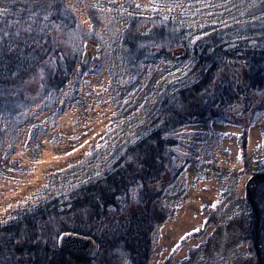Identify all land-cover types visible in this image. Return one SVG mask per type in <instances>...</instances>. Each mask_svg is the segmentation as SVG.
Returning <instances> with one entry per match:
<instances>
[{
	"label": "rangeland",
	"instance_id": "1",
	"mask_svg": "<svg viewBox=\"0 0 264 264\" xmlns=\"http://www.w3.org/2000/svg\"><path fill=\"white\" fill-rule=\"evenodd\" d=\"M262 1L55 0L52 5H64L76 21L73 30L56 37L72 41L77 62L55 95L0 115V226L20 221L53 198L60 197L59 204L67 202L75 189L100 178L156 115L161 96L193 79L189 73L195 42L213 29L235 23L248 22L260 29ZM15 5H28V11L49 4L0 0L4 13L10 14ZM168 25L184 29L186 45L172 50L157 45L135 61L130 50L133 38L136 51H141L150 45L144 37ZM39 92L35 84L31 98ZM232 105L215 108L217 115L207 114L211 119L174 131L179 172L172 180L166 178L160 197L151 204L157 223L149 233L148 264H257L245 197L247 180L264 173V93L251 94L249 106L237 104L230 112ZM135 192L137 187L130 189L131 203L126 206L133 216L138 210ZM187 203H194V210L199 206L203 222L173 250H166L159 232ZM48 227L53 234L48 243L57 249L59 235L67 231L58 233L54 220ZM180 247L190 248L180 252L186 257L174 262ZM99 251L98 247L93 262ZM119 256L120 264H132L125 254ZM16 260L13 264H19Z\"/></svg>",
	"mask_w": 264,
	"mask_h": 264
},
{
	"label": "trees",
	"instance_id": "2",
	"mask_svg": "<svg viewBox=\"0 0 264 264\" xmlns=\"http://www.w3.org/2000/svg\"><path fill=\"white\" fill-rule=\"evenodd\" d=\"M27 7L15 5L10 14L0 16V115L17 113L46 95H55L77 62L72 41L56 37L75 28L69 10L64 5H35L28 11ZM259 21L257 26L262 28L264 15ZM251 26L255 27L241 22L218 27L195 42L189 73L193 79L161 96L156 115L138 139L124 145L100 178L75 189L67 202L59 204L60 197L53 198L20 221L0 226V252L5 251L0 253V264H13L15 258L19 264H120V253L132 264H148L149 233L157 223L151 204L160 197L166 178L172 180L179 172L174 131L211 119L207 114L225 104L249 106L251 94L264 93V27ZM184 33L183 28L162 26L144 37L150 44L147 49L136 51L138 42L133 38L130 50L138 62L157 45L165 50L186 45ZM35 84L40 92L33 99ZM133 187H137L138 203L134 216L126 207ZM245 198L251 211L252 249L257 264H264V173L247 180ZM53 220L58 233L71 231L93 238L100 250L95 262L51 247L48 225Z\"/></svg>",
	"mask_w": 264,
	"mask_h": 264
},
{
	"label": "crops",
	"instance_id": "3",
	"mask_svg": "<svg viewBox=\"0 0 264 264\" xmlns=\"http://www.w3.org/2000/svg\"><path fill=\"white\" fill-rule=\"evenodd\" d=\"M195 197V196H194ZM193 200V197L189 199ZM189 201V202H190ZM194 203H187L184 207H181L180 214H177L172 223H166L162 226L160 230V236L162 239V244L166 246V250H173L175 248V244H178L181 240L186 238L189 234L193 233L203 222V218L199 214V206L198 209L193 207ZM196 246L199 244L197 241ZM190 247H180L179 252L177 253V257H172V261L175 262L176 258L186 257L182 253V250L188 252ZM185 252V254H187ZM160 254L155 256V260H158Z\"/></svg>",
	"mask_w": 264,
	"mask_h": 264
},
{
	"label": "water",
	"instance_id": "4",
	"mask_svg": "<svg viewBox=\"0 0 264 264\" xmlns=\"http://www.w3.org/2000/svg\"><path fill=\"white\" fill-rule=\"evenodd\" d=\"M81 63L84 65L86 63V55L81 59ZM238 107L237 104L228 107L231 112L233 108ZM98 244L95 243L93 238L84 236L74 232H64L58 237L57 249L64 252L73 253L85 258H93L98 251Z\"/></svg>",
	"mask_w": 264,
	"mask_h": 264
},
{
	"label": "snow or ice",
	"instance_id": "5",
	"mask_svg": "<svg viewBox=\"0 0 264 264\" xmlns=\"http://www.w3.org/2000/svg\"><path fill=\"white\" fill-rule=\"evenodd\" d=\"M62 2V0H61ZM55 3V0H48L49 7L52 6V4ZM139 7V5H137ZM5 12V9L0 8V16H3ZM45 19H47V16H45ZM18 35V33H17Z\"/></svg>",
	"mask_w": 264,
	"mask_h": 264
}]
</instances>
